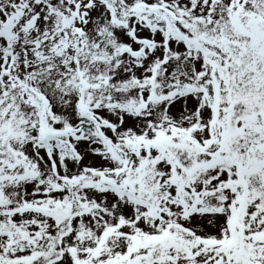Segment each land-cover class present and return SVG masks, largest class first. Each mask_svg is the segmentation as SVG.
Returning <instances> with one entry per match:
<instances>
[{
	"label": "snow or ice",
	"instance_id": "obj_1",
	"mask_svg": "<svg viewBox=\"0 0 264 264\" xmlns=\"http://www.w3.org/2000/svg\"><path fill=\"white\" fill-rule=\"evenodd\" d=\"M0 264H264V0H0Z\"/></svg>",
	"mask_w": 264,
	"mask_h": 264
}]
</instances>
